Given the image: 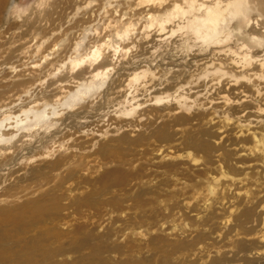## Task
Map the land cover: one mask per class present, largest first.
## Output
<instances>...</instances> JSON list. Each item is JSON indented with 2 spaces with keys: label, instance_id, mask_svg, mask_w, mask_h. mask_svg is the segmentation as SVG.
<instances>
[{
  "label": "rangeland",
  "instance_id": "rangeland-1",
  "mask_svg": "<svg viewBox=\"0 0 264 264\" xmlns=\"http://www.w3.org/2000/svg\"><path fill=\"white\" fill-rule=\"evenodd\" d=\"M43 197L39 264H264V0H0V216Z\"/></svg>",
  "mask_w": 264,
  "mask_h": 264
},
{
  "label": "bare ground",
  "instance_id": "bare-ground-1",
  "mask_svg": "<svg viewBox=\"0 0 264 264\" xmlns=\"http://www.w3.org/2000/svg\"><path fill=\"white\" fill-rule=\"evenodd\" d=\"M54 208L55 206L50 204L48 199L45 197L34 199V200H29L28 203H25V205L16 206V208L14 207L9 208L10 210H13L14 212H6L4 216L1 215L0 216V226H4L6 228L9 227L10 229L14 230V233L16 232L15 230H17L18 233L21 229L26 231V229L32 228L33 226L43 225L45 223V217L51 214L54 211ZM33 241L38 243L37 240H33ZM37 243L33 245L35 249L39 247ZM10 247L11 246L9 244L7 245L5 244V241H3L0 236V259H5V257L6 258L10 257V259L12 260V258L15 257L14 264H39L38 261L33 259V256L30 253V251L25 252L22 250L21 251L22 254H19L18 252H16L17 250H15V253L12 252V250L9 249ZM43 249H46V246ZM41 250L42 249L38 248L37 250L38 253H40ZM41 252H43L42 254L39 255L41 258L50 257V254L48 251L43 250ZM16 260H18L17 261L18 263H16Z\"/></svg>",
  "mask_w": 264,
  "mask_h": 264
}]
</instances>
